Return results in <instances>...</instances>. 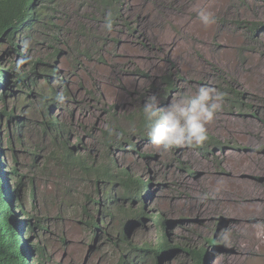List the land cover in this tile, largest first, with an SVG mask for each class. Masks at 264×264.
<instances>
[{
  "label": "rangeland",
  "instance_id": "374dc122",
  "mask_svg": "<svg viewBox=\"0 0 264 264\" xmlns=\"http://www.w3.org/2000/svg\"><path fill=\"white\" fill-rule=\"evenodd\" d=\"M121 1L127 23L119 22L111 31L103 23L86 20L76 0H60L55 6L54 21L57 26L63 25V30L52 32L62 37L56 43L64 51L56 66L70 90L66 107L55 115L71 122V110L73 134L82 135L95 151L93 141L81 132V126L93 127L95 132L107 119L105 111L109 105L120 113L139 108L153 94L161 105H167L179 99L181 93L193 96L201 86L223 92L226 81L244 95L245 105L238 112L229 110L224 102L223 110L207 125L208 135L220 143L211 155L203 156L194 146L164 151L152 143L139 141L140 152L151 157L123 153L117 158L121 166H130L139 178L150 182L145 208L149 214H159L168 221L164 233L169 245L187 242L195 248L207 249L205 264H264V29L253 39L240 24L241 21L264 24V0ZM201 10L211 13L215 23L205 25L199 18ZM79 23H85L88 32L101 36L99 47L104 43V48L101 60L94 52L91 61L76 66L71 46L78 41L77 32L73 31ZM41 39L42 32L31 34L20 47L25 59L15 55L3 57L2 67L9 65V60L14 66L24 60L20 68L28 70L29 59L45 58L50 50L46 45L49 41ZM38 68L45 70L42 66ZM168 73L173 76L177 90L161 98L157 89L162 87L161 77ZM93 87L98 89L95 98L87 95ZM16 96L7 100V106L21 112L22 101ZM29 108V112H23L28 128L21 130L22 146L11 141L18 172L25 176L22 203L26 217L21 219L40 221L31 236L33 243L44 248L38 264H110L113 252L105 247L103 237L95 241L99 253L90 252L89 231L77 210L80 204H85L81 195L88 188L82 186L68 209L65 205L58 207L55 189L38 169L33 171L34 155L28 150L29 141L37 143L43 139L30 127L33 118L39 117L33 107ZM2 125L3 147L7 132L15 138L19 129L3 121ZM3 155L2 170L7 173L12 166L11 158L9 152ZM12 184L13 181L9 186ZM161 234L155 223L148 222L142 228L130 230L127 239L156 245ZM22 237L28 240L24 228ZM210 238L216 240V250L208 246ZM31 260L36 262V257ZM160 264L191 263L176 251L161 259Z\"/></svg>",
  "mask_w": 264,
  "mask_h": 264
},
{
  "label": "trees",
  "instance_id": "16d2710c",
  "mask_svg": "<svg viewBox=\"0 0 264 264\" xmlns=\"http://www.w3.org/2000/svg\"><path fill=\"white\" fill-rule=\"evenodd\" d=\"M76 1L78 10H83L88 21L95 20L106 25L111 15L112 28L119 22L123 25L127 23L122 15L121 0ZM59 2L60 0H0V60L13 55L25 59L20 47L33 33L42 32L41 41H49L46 45L50 49L43 59H29L28 70H17V66L10 60L6 67H2L0 63V264H31V259L35 257L36 262H33L38 264L44 253V248L33 243L31 239L35 229L40 226V221L34 219L32 223L30 218L21 219L26 217L22 203V195L26 193L22 183L25 176L18 172L19 163L11 141L13 139L16 145L22 146L21 130L28 128L27 115L23 112H29V107H33L34 113L39 117V120L33 118L30 127L34 134L36 132L43 139V142L41 140L37 143L29 141L28 150L34 155L31 167L33 171L38 169L41 176L48 179L55 189L54 192L58 195L57 206L65 205V209H68L73 205L71 201L75 200L74 195L82 186L88 188V192L81 195L85 204H80L77 210H80L81 218H84L82 222L89 231L90 252L99 253L95 241L103 237L105 247L113 252L110 264H160L161 259L176 251L181 252L191 264H205L209 255L207 249L195 248L187 242L174 246L168 244L164 233L168 221L159 214H149L145 208L151 189L150 182L139 178L131 171L130 166L124 167L118 162L117 156L123 153L151 157L138 149L139 141L151 143L145 132L142 106L118 113L113 105H109L105 111L107 119L102 121L95 132H92L95 129L93 127L81 126V132L93 141L95 151L84 142L82 135L73 134L74 115L71 110V122L65 117L59 116V119L55 115L57 110L66 107L70 99L69 87L58 75L57 69L59 57L64 54L56 43L61 36L52 32L55 30L61 33L63 30V25L57 26L54 21L53 12ZM240 24L253 39L264 29V24L256 21H241ZM88 28L85 23H79L73 31L78 35V41L71 46L75 53L72 61L76 66H81L83 61H91L94 52L95 56H99L98 60H101L104 43L101 47L99 43L102 37L88 32ZM48 34H51L50 37H46ZM39 66L45 70L39 71ZM61 80L62 83L59 82ZM221 80L224 84L223 79ZM160 81L162 87L157 90L161 98H167L177 90L171 74L163 75ZM94 87L87 95L95 98L98 89ZM223 93L226 94L224 102L229 110L243 111L245 104L241 92L225 81ZM14 94L22 101L21 112H15L14 107L7 106V100L13 98ZM59 95H64L66 99L61 102ZM2 121L9 125L14 124L19 129L15 138H11V133L7 132L3 147ZM194 147L207 157L219 149L220 143L209 136L203 146ZM5 152H9L12 163L7 168V173L2 170L1 161ZM8 180H13L12 187L8 185ZM30 193L33 194V189ZM13 198L16 205L13 204ZM68 201L70 203H66ZM89 206H92V210ZM148 222L155 223L162 233L156 245L147 242L134 243L127 239L130 230L142 228ZM24 227L28 239L26 241L21 234ZM207 244L213 250L218 247L214 238L208 239Z\"/></svg>",
  "mask_w": 264,
  "mask_h": 264
},
{
  "label": "clouds",
  "instance_id": "9594fccd",
  "mask_svg": "<svg viewBox=\"0 0 264 264\" xmlns=\"http://www.w3.org/2000/svg\"><path fill=\"white\" fill-rule=\"evenodd\" d=\"M199 18L205 25L215 23L212 14L204 10L199 13ZM106 28L109 31L112 29L111 15L108 17ZM23 63L24 60L17 63V70ZM225 95L214 87L201 86L193 96L181 93L179 99L167 105H161L155 94L148 96L142 105L148 139L164 151L183 146H203L209 139L207 125L223 110ZM58 99L63 102L66 97L59 95ZM2 159L3 157L1 161ZM11 181L13 180H8V185ZM12 201L15 204V198ZM24 231L26 232L25 227Z\"/></svg>",
  "mask_w": 264,
  "mask_h": 264
}]
</instances>
